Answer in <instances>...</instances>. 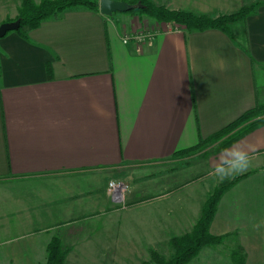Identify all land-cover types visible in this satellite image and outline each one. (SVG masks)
Segmentation results:
<instances>
[{
  "label": "crops",
  "instance_id": "1",
  "mask_svg": "<svg viewBox=\"0 0 264 264\" xmlns=\"http://www.w3.org/2000/svg\"><path fill=\"white\" fill-rule=\"evenodd\" d=\"M151 1L212 18L256 7L229 34L152 21L138 41L133 17L81 8L0 39V264H45L53 238L64 264L149 261L192 229L223 181L198 202L186 190L245 141L253 164L226 179L240 177L209 226L223 239L188 264H264V123L219 151L241 127L203 143L264 104V0ZM200 142L215 147L210 171L170 183L160 166ZM120 177L134 184L124 209L107 193Z\"/></svg>",
  "mask_w": 264,
  "mask_h": 264
},
{
  "label": "trees",
  "instance_id": "2",
  "mask_svg": "<svg viewBox=\"0 0 264 264\" xmlns=\"http://www.w3.org/2000/svg\"><path fill=\"white\" fill-rule=\"evenodd\" d=\"M128 3H140L141 8L129 11L131 15H143L152 19L156 23H169L172 26L184 31H204L208 29H217L229 34L231 24L243 21L247 15L254 12L255 5L242 7L237 12L219 15L215 18L204 14H194L187 11L169 10L163 6L155 5L151 0H129ZM87 9L98 12L97 0H40L35 3L33 0H21L18 9V15L14 21L19 20V25L15 33L22 37L38 27V25L49 19H58L69 10ZM264 123V104L256 106L238 117L234 122L226 126L220 132L214 134L210 139L203 142L211 145L237 128L241 129L232 138L218 147V151L229 145L233 140L243 135L249 128L256 124ZM204 144V145H205ZM203 145L201 142L196 148L186 150L178 157L191 151L198 150ZM239 176L231 180L219 183L205 200L201 213L192 229L183 235L172 237L169 246L172 250L170 257L165 258L156 251H150V259L144 264H188L199 252L207 246H215L221 243L223 237L211 236L209 226L216 212L218 201L222 194L232 187L238 180ZM66 251L62 248L60 240L53 238L47 247V258L45 264H64Z\"/></svg>",
  "mask_w": 264,
  "mask_h": 264
},
{
  "label": "rangeland",
  "instance_id": "3",
  "mask_svg": "<svg viewBox=\"0 0 264 264\" xmlns=\"http://www.w3.org/2000/svg\"><path fill=\"white\" fill-rule=\"evenodd\" d=\"M33 1L36 4L40 2V0H33ZM116 1L128 2L129 0H116ZM20 5H21V0H0V24L4 23V22H13L18 15V9H19ZM118 14H125V15L133 17L134 32L136 34H139L140 32H143V33L147 32V34L152 35L149 33L152 31V29H151V25H152L151 22L153 21L152 19H150L146 16H143V15H131L129 12L114 13V15H118ZM166 24H169V23H166ZM169 25H171V24H169ZM214 148H215L214 146L209 148L208 150L204 149V148H199L198 150H194V151H191L187 154H183V155L177 157V158H179L177 161H175V162L173 161V162L165 163V164L161 165L160 169L163 170V172H164L163 174H165L167 176H171L169 179L170 183L171 182H178V181H180V183H181L184 180L200 178L202 175H204L210 171L207 159H208V156L213 154ZM174 173L175 174L177 173V174L175 175ZM214 181H216L215 177H209V179H206L202 183V185H195V186L187 189L186 194L190 193V196L193 197L194 199L196 198L195 200H196V202H198L197 198L201 197V194L204 193V189H209V187L212 188V183H214ZM109 182H121L124 184L125 190L123 192L122 199L119 202H114V203L121 209L126 208L127 196L132 192L133 185H134L132 180H129L128 177H120L117 180L111 179ZM109 182H108V184H109ZM107 189H108V185H107ZM213 189H212V191H213ZM163 191H164L163 188H160L158 190L159 193H163ZM108 195L111 198V195L109 193H108ZM151 195H155V194H151ZM164 206H166V205H164ZM156 252L160 253L165 258L170 257V255L172 254V250L169 247V245L159 246V248ZM144 263H145V261L130 262L127 264H144ZM111 264H118V263L112 262Z\"/></svg>",
  "mask_w": 264,
  "mask_h": 264
},
{
  "label": "clouds",
  "instance_id": "4",
  "mask_svg": "<svg viewBox=\"0 0 264 264\" xmlns=\"http://www.w3.org/2000/svg\"><path fill=\"white\" fill-rule=\"evenodd\" d=\"M255 148L245 142L223 149L212 162L210 174L219 181L232 178L247 171L253 164Z\"/></svg>",
  "mask_w": 264,
  "mask_h": 264
},
{
  "label": "water",
  "instance_id": "5",
  "mask_svg": "<svg viewBox=\"0 0 264 264\" xmlns=\"http://www.w3.org/2000/svg\"><path fill=\"white\" fill-rule=\"evenodd\" d=\"M141 8L140 3L130 4L124 1L116 0H99L98 12L103 16H111L114 13H126L134 9ZM19 25V20L13 22H4L0 24V39L7 33L16 31Z\"/></svg>",
  "mask_w": 264,
  "mask_h": 264
},
{
  "label": "built area",
  "instance_id": "6",
  "mask_svg": "<svg viewBox=\"0 0 264 264\" xmlns=\"http://www.w3.org/2000/svg\"><path fill=\"white\" fill-rule=\"evenodd\" d=\"M145 37L150 38V35L146 34H136L134 38L138 41L143 40ZM128 38H124V41H127ZM125 186L121 182H109L108 184V193L111 195V199L114 202H119L122 199Z\"/></svg>",
  "mask_w": 264,
  "mask_h": 264
}]
</instances>
